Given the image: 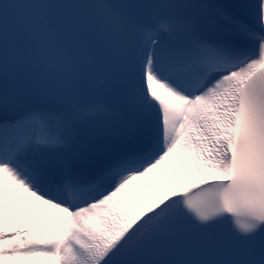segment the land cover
I'll return each mask as SVG.
<instances>
[{
	"label": "snow or ice",
	"instance_id": "snow-or-ice-1",
	"mask_svg": "<svg viewBox=\"0 0 264 264\" xmlns=\"http://www.w3.org/2000/svg\"><path fill=\"white\" fill-rule=\"evenodd\" d=\"M27 194L56 225L17 223ZM264 264V0H0V264Z\"/></svg>",
	"mask_w": 264,
	"mask_h": 264
},
{
	"label": "bare ground",
	"instance_id": "bare-ground-1",
	"mask_svg": "<svg viewBox=\"0 0 264 264\" xmlns=\"http://www.w3.org/2000/svg\"><path fill=\"white\" fill-rule=\"evenodd\" d=\"M20 196H22L24 199H27V198L30 197V196H28L27 194H21ZM16 211H17V209H16V207L14 206V207L11 209V215H12L13 219L9 220V223H11V222L14 221V215H13V212H16ZM54 218H55V217H54ZM57 222H59V219H58ZM52 224H53V222H50V223H49V225H52ZM23 264H25V261L23 262Z\"/></svg>",
	"mask_w": 264,
	"mask_h": 264
}]
</instances>
